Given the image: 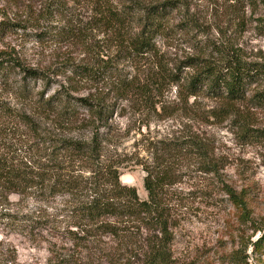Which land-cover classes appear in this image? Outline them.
Masks as SVG:
<instances>
[{
    "label": "rangeland",
    "instance_id": "rangeland-1",
    "mask_svg": "<svg viewBox=\"0 0 264 264\" xmlns=\"http://www.w3.org/2000/svg\"><path fill=\"white\" fill-rule=\"evenodd\" d=\"M129 1L0 0V53L48 76V81L26 84L17 72L0 74V101L10 110L0 114V157L23 172H43L53 144L93 137L83 109L78 117L61 116L62 92L91 97L113 113L109 127L100 130L104 160L118 167L120 182L135 187L142 200L147 192L141 164L153 161L151 143L200 140L214 172L202 171L196 157L183 164L182 181L173 187L185 206L172 242L173 264H264V252H254L252 245L264 230V105L253 98L264 93V5L171 0L177 8L165 20L156 52L138 61L121 59L111 37L94 26L102 20L99 13L106 8L124 12ZM137 1L147 6L170 0ZM60 6L65 8L56 11ZM67 26L87 27L86 36L81 31L77 40L59 36ZM230 57L262 71L246 100L190 95L195 59ZM111 59H117L118 78L93 84L72 72L73 66L98 67ZM131 81H138L137 88L126 90ZM52 98L53 106L45 104ZM38 190H0V264H106L116 242L96 236L87 248L72 247L65 232L71 222L67 197ZM228 191L241 199L240 206Z\"/></svg>",
    "mask_w": 264,
    "mask_h": 264
},
{
    "label": "trees",
    "instance_id": "trees-1",
    "mask_svg": "<svg viewBox=\"0 0 264 264\" xmlns=\"http://www.w3.org/2000/svg\"><path fill=\"white\" fill-rule=\"evenodd\" d=\"M257 1L264 5V0ZM129 3L124 12L106 8V12L98 15L97 20H102L94 26L100 33L111 37L121 59L140 61L156 52L155 41L166 33L165 20L177 4L171 0L147 6L137 0ZM61 6L56 11L65 8ZM80 31L86 36L87 27L76 31L75 27L67 26L57 33L77 40L82 36ZM37 37L42 38L41 35ZM116 62L117 59H111L98 67L73 66L72 72L82 80L98 84L111 77L118 78V70L113 65ZM193 66L197 70L188 82L190 95L203 94L231 102L246 100L247 89L258 82L262 72L259 66L236 57L221 62L209 60L198 63L195 59ZM158 67L164 75L166 66L160 62ZM8 72H17L26 84L48 81V76L42 71L25 68L12 56L1 52L0 74ZM137 86L138 81H131L125 88L131 91ZM136 94L141 97L142 90L137 89ZM60 97L61 116L78 117L80 109L88 113L89 117L83 122L87 128L94 129L93 137L65 138L52 143L48 164L41 168L43 172H23L0 157V190L12 192L16 188L21 193L23 188H35L52 198L66 196L71 222L65 232L71 246L87 248L90 237H110L116 242V250H111L105 259L106 264H134L135 260L137 264H173L172 242L185 213L184 199L175 198L179 193L173 187L181 183L183 164L192 157L202 161V171L214 172L211 157L207 159V147L192 137L151 143L154 145L153 161L150 165L141 164L146 172L144 188L147 192V199L142 200L135 187L120 182L118 167L104 160V140L100 130L109 127L108 121L113 113L91 97L77 98L67 92H62ZM54 98L45 104L53 106ZM253 98L257 104L264 105V93H257ZM9 111L0 101V114ZM228 193L233 203L237 206L242 204L232 191ZM252 245L254 252H264V230Z\"/></svg>",
    "mask_w": 264,
    "mask_h": 264
}]
</instances>
